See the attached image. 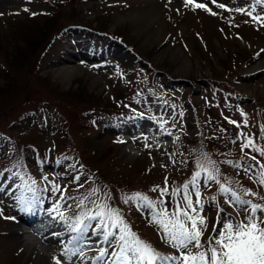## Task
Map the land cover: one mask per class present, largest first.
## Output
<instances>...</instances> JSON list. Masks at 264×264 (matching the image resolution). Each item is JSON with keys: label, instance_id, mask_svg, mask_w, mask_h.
<instances>
[{"label": "rangeland", "instance_id": "374dc122", "mask_svg": "<svg viewBox=\"0 0 264 264\" xmlns=\"http://www.w3.org/2000/svg\"><path fill=\"white\" fill-rule=\"evenodd\" d=\"M201 2L206 3L208 6H213L211 5L212 0H194V3ZM217 2H224L227 7L232 8L237 5L247 7L245 0H237V3H230V0H217ZM77 3L80 6L76 8L79 21L95 26H99V23L105 30L122 36L129 45L134 46L136 51L143 55L145 61L149 59L161 70L173 73L182 79L198 81L201 80L200 77L203 75L214 74L219 78L226 79L229 73L235 75L234 71L238 69H242L240 72L243 69L245 70L243 63L241 68L239 64L236 66L239 59L240 61L246 58L251 59V56L256 54L259 48H264V26L253 22L247 15L234 11L229 13L227 10L219 9L217 15L213 16L210 12L207 14L202 9L193 10L191 6L184 7V0H171V3H169V0H79ZM24 5L23 0H0V64L8 62L13 65L11 74H7V71L0 65V113H2L0 114V128H6L10 122L8 117L15 110L19 109L20 111L24 107L30 108L35 103L40 102L38 101L39 95L43 96L50 92L55 93L53 95L54 98L65 106V109H63L65 118L68 123L69 121L71 122L73 138L70 144L80 146V151H82L85 160H90L92 165L95 166L94 168H97L103 176L104 174L108 175V177H104V180H107L110 185H104V192H107L115 199L113 200L112 198L111 203L123 210L125 218L131 224L132 229L142 239L150 243L153 242V234L148 229H143L145 222L132 218L127 213L128 207L119 199V193L123 188L126 189L130 186L135 188L136 185H143L145 178H142L139 174L146 166L139 168L133 166L135 165L134 163L142 162V159L132 156L126 147H115L112 145L122 139L120 134L112 138V134L92 133L89 144L92 147L91 150L83 149V146L88 145L86 144L88 137L80 131L84 128L81 124L83 111L78 109L79 106L83 107L96 103L100 106L108 105L109 95L113 93L112 89L119 94L122 91H131L136 79L151 78L149 71H140L132 61L127 64H118L107 73H104V71L98 72L97 76L89 75L83 69H79L75 72V79L69 82L60 77L61 66L49 59L38 70L39 74H37L31 61L32 59L34 60V52L46 35V27L40 25L29 29L30 21L24 13H21V8ZM73 7L70 6L66 10ZM103 11L107 12L106 17H104ZM219 24H224L225 27L218 30ZM158 30H161L160 35L157 34ZM196 31L201 32L198 39H196ZM240 36L245 40L244 42L236 39ZM170 37L171 39L168 41ZM127 52L130 55H134L130 48ZM258 52L262 55L261 58L264 62V50H259ZM174 56L179 57L182 61L189 62L190 67L182 68L180 63L174 60ZM235 58L238 59L234 63ZM142 64L146 66L145 62ZM156 75L159 77L156 80V76H153L155 77L154 84L157 83L156 86L159 89L166 87L165 81L161 78L164 77V74L157 73ZM231 79L229 78V80ZM104 80H106V84H104ZM94 81H96V84H94ZM225 82L224 80H215V83L223 86H225ZM26 83L29 84L31 90H37L36 94L38 95L33 96L32 102L25 103L24 86ZM243 85V88L249 93L248 96L256 97L248 103L251 106L245 109V111L250 109L252 111L249 113L244 111L247 120H249L253 112L258 109V105L255 104L256 100L264 103V73L247 82L244 81ZM183 89L187 91V88L183 87ZM163 97L164 94L158 89L149 93L146 90L141 94L140 103H147L149 98L150 102L153 103V107H155V111H160V104L164 102ZM21 102L22 104L25 103L23 107H21ZM131 106L134 105L131 104ZM141 111L147 112L148 108H141ZM232 113H228L229 117L237 120V122L243 121L244 117L241 116V113ZM155 114L157 117L162 116L168 120L166 116L160 113ZM152 116L154 115L152 114ZM60 119L63 122L61 115ZM72 120H76V122L74 123ZM91 120L94 121V118ZM29 124L26 125L27 128ZM146 124L148 123H143V125ZM142 129V134L147 135L149 139L147 142L143 139H136L134 144L138 146L142 142L150 144V142L154 141L153 136H157L158 139L163 138L159 137L155 131H151V128L143 126ZM83 131L84 133L86 132L85 129ZM32 134L34 136L33 141L45 144L42 140L37 139L36 133ZM258 138L259 136L255 137V142L263 147ZM162 145L161 143L160 146ZM93 150L96 151L95 156L91 152ZM118 150L120 153L117 152ZM200 151L202 150H192L184 155V158L186 157L185 160L190 161L186 169H194V158L196 153ZM110 152H117L119 155L113 162L114 165L120 167L118 170L108 166L110 163L108 159L112 157ZM218 154L220 157L223 156L220 151ZM150 161L152 160L150 159ZM105 166L107 167L105 168ZM85 169H87L85 172L77 174L80 176V181H76V190L70 197H77L78 194L87 195V192L94 187L87 179L91 169ZM180 171L177 170L176 174ZM170 172L171 170L168 169L157 168L150 175V177H153L150 184L157 185L168 175L166 173ZM226 172L232 175L237 173L228 166L226 167ZM136 175L139 176L133 177ZM241 176L242 179L238 175L236 177L239 182L250 178L245 173H242ZM127 177L128 179H126ZM84 179L86 181H83ZM100 181L102 183L101 178ZM79 184H83V187H79ZM241 186L252 189L258 193V196H264V189H261L255 182L248 183L247 186L241 184ZM249 198L256 200L250 196ZM70 202L72 204L75 203L74 200H70ZM242 215L244 216L243 212ZM11 222L10 211L3 204H0V264H51L49 258L41 259L37 257V252L31 254L30 251H27L18 243L17 238L11 235L13 229ZM211 230L210 223L208 231L204 233L202 240H207L209 234H212ZM5 233L11 234L5 235ZM61 241H58V243H61ZM159 247L160 244L157 245V248ZM55 248L57 247L54 246ZM44 250L56 253V255H53L54 258H60V254L62 255L59 249L58 251L53 250L48 244L44 245ZM41 252L45 253L43 250Z\"/></svg>", "mask_w": 264, "mask_h": 264}, {"label": "snow or ice", "instance_id": "6c2138e0", "mask_svg": "<svg viewBox=\"0 0 264 264\" xmlns=\"http://www.w3.org/2000/svg\"><path fill=\"white\" fill-rule=\"evenodd\" d=\"M212 3L218 9L245 14L253 22L264 26V0H245L247 7L237 5L234 8L226 7L224 2L217 3V0H212ZM230 3H237V0H230ZM190 6L193 10L203 9L213 16L217 15L204 2L184 0V7ZM179 115L183 116V112ZM241 116L244 117L242 122L228 117L225 119L241 129L232 143L239 142L241 153L248 156L251 162H245L242 157L237 161L226 160L223 163L242 170L250 179L254 177V182L264 189V162L257 155L251 154L264 157V147L259 146L251 135L242 130L248 127V120L242 110ZM137 117L144 119L145 114L137 113ZM147 119L159 121L160 134L172 135L165 128L169 121L164 117L148 116ZM175 119L172 118L173 126ZM142 137L145 142L149 139L147 135L142 134ZM157 139V136H153L154 141ZM145 147L150 145L145 143ZM245 149L250 152L245 153ZM181 163L186 164L188 161L183 160ZM17 166L24 168L22 161H18ZM0 174H3L2 171ZM15 176L20 180L17 189L20 194L16 196V200L23 210L31 211L41 201L38 192L48 191L53 197L49 212L61 222L67 233L68 238L62 244V257L68 264H86L89 259L92 264H264V202H254L247 198L250 196L264 201V196H258L252 189L242 187L238 180L228 178L223 174L220 162L212 159L206 152L196 153L190 180L181 185H172L170 189L168 178L165 177L163 187L153 186L150 191L159 193L155 199L141 192L121 196L124 204L132 202L139 209L147 211L151 222L161 231L162 241L178 254H163L150 242L142 239L132 229L123 210L113 205L112 197L101 188L93 187L87 195L80 198L69 197L66 195L67 189L62 187L57 177L49 179L44 175L42 179L48 188L39 189L37 180L27 172H17ZM72 179L79 182L80 176ZM213 184L218 186L217 194L205 197L203 190ZM78 186L83 187V184ZM165 197H171V208ZM219 197H223L229 206L242 211L244 216L242 219H236L231 214L224 216L223 223L219 227L213 225L212 234H209L207 240H202L209 228V221L203 214L205 199L209 203H218ZM69 200H74L75 207L79 209L74 217L61 211L64 206L72 207ZM224 211V208L217 206L218 215ZM53 234L58 237L64 235L62 232ZM86 249H94L97 254L89 258ZM54 260L55 264H61L60 258Z\"/></svg>", "mask_w": 264, "mask_h": 264}, {"label": "bare ground", "instance_id": "6f19581e", "mask_svg": "<svg viewBox=\"0 0 264 264\" xmlns=\"http://www.w3.org/2000/svg\"><path fill=\"white\" fill-rule=\"evenodd\" d=\"M161 30H158L157 34L160 35ZM174 60L178 61L181 65L182 68H189L190 67V63L189 62H185L180 60L179 57L174 56ZM258 69V68H257ZM61 72H59L60 77H62L63 80H67L69 82H72L75 79V72L76 70L73 68H69V69H65V70H60ZM94 84H96V81H94ZM135 146V145H133ZM132 148V147H130ZM132 150H134V152H132ZM132 150L129 149L130 153L132 154V156H135L137 153V147L136 148H132ZM21 230V228H17V230H13L14 235L17 238L18 243L21 246H24L26 248L27 251H30L31 254H35L37 251V257L43 259L45 257L48 258V254L41 252V250H38V243L37 242H30L28 240L29 237L26 236V234L24 233H20L19 231ZM35 230L37 231V233L45 239V235L43 234L42 231H44L45 229H43L41 231L40 227H35ZM50 241V240H48Z\"/></svg>", "mask_w": 264, "mask_h": 264}]
</instances>
